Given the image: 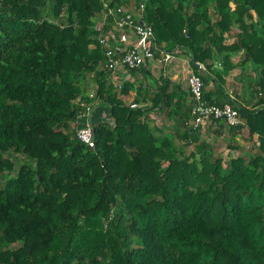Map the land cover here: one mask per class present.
<instances>
[{
  "label": "trees",
  "instance_id": "obj_1",
  "mask_svg": "<svg viewBox=\"0 0 264 264\" xmlns=\"http://www.w3.org/2000/svg\"><path fill=\"white\" fill-rule=\"evenodd\" d=\"M103 1L124 3L0 0V264H264V0H146L156 56L178 48L204 84L193 62L241 68L234 98L204 92L241 123L178 145L142 116L183 125L185 93L162 76L151 86L146 68L118 88L101 68ZM132 90L149 106L126 104ZM95 96L89 147L75 118Z\"/></svg>",
  "mask_w": 264,
  "mask_h": 264
},
{
  "label": "built area",
  "instance_id": "obj_2",
  "mask_svg": "<svg viewBox=\"0 0 264 264\" xmlns=\"http://www.w3.org/2000/svg\"><path fill=\"white\" fill-rule=\"evenodd\" d=\"M145 3L146 0H124L122 4L109 5L103 1L102 14L95 24L97 40L105 56L101 68L109 71L113 84L118 88H121L123 81L131 78V70L146 68L154 72L155 62H170L176 52H180L176 48L172 53L160 50L159 55H155L158 47L154 43L152 26L144 18ZM198 68L205 69L202 64ZM187 91L189 114L185 124L188 133L199 131L201 135H205L208 126L217 128L221 123L228 126L241 123L236 109L229 102L215 104L204 98V82L192 71L187 78ZM77 105V139L89 147H94L95 109L84 100Z\"/></svg>",
  "mask_w": 264,
  "mask_h": 264
},
{
  "label": "crops",
  "instance_id": "obj_3",
  "mask_svg": "<svg viewBox=\"0 0 264 264\" xmlns=\"http://www.w3.org/2000/svg\"><path fill=\"white\" fill-rule=\"evenodd\" d=\"M132 38V37H131ZM161 58V57H159ZM215 67L213 70H206L204 69V71L212 76L214 79L213 80H209L208 82H205L204 84V92H209V93H213V96L211 97V99H214L215 97L219 98L221 93L224 92L225 94H227L230 98H234L235 94L240 93V89H241V82H239L235 77L240 73L241 68L236 67L233 68L232 70H230L228 73V75H224L225 72H223V68H222V64H220V61L215 60ZM156 63V67L153 68V71H149V73L152 75L153 77V81H152V85L155 83V81L157 79H159L161 76L166 79H168L171 82V85L174 86H178L180 88V90H182L185 94V105L187 106V96H188V91H187V78L188 75L190 73V71L196 73V70L192 67L191 62H190V58L180 52H176V54L174 55L172 61L170 62H161L160 64L158 62ZM205 68V67H204ZM121 74V72H119ZM217 73H221L223 75V82L219 81L218 75ZM232 75V78L234 80V83L237 84V86L233 89V88H228L227 89V85H228V78ZM138 77L141 79L142 74L138 73ZM161 79V78H160ZM129 80H135L132 73H131V78ZM149 82V81H148ZM155 86V85H154ZM229 87V86H228ZM233 89V90H232ZM233 91V92H232ZM233 93V94H232ZM135 95V92L133 93ZM149 105V103H148ZM157 109L154 108L153 111L149 112L152 115L155 116V114H159V112L156 111ZM161 115H163L164 117H168L165 115V113H161ZM178 117V116H177ZM177 117H169L171 119H173L174 121H177L178 124L181 125V121L177 120ZM218 128V127H217ZM162 129L165 130L166 126H162ZM218 130L215 127L212 126H208L207 127V132L209 134H213V131ZM237 136L236 139L238 140L239 143H241L240 139H238Z\"/></svg>",
  "mask_w": 264,
  "mask_h": 264
},
{
  "label": "rangeland",
  "instance_id": "obj_4",
  "mask_svg": "<svg viewBox=\"0 0 264 264\" xmlns=\"http://www.w3.org/2000/svg\"><path fill=\"white\" fill-rule=\"evenodd\" d=\"M102 7H101V9H102ZM101 9H100L99 12H97L95 14V17H97L98 20L100 19V16L102 14L101 13ZM142 75H144V74H142ZM226 75H228V74H225V76ZM227 78H228L227 89L228 88H233L234 89L237 86V84L234 83V80L232 78V75L230 77H227ZM87 90H88V88H87ZM134 92L135 91L132 90L131 93H129L128 95H125L123 97V100H124V102L126 104H132L134 107H140V106L141 107H146V106H149L148 103H143L142 101H139V103H134V97H135V95L133 94ZM88 94L90 96L95 95V90L94 89H89L88 90ZM98 102H99V99H97L96 96L94 97V99L91 102H89V103H91L92 108H94L95 111H97L99 109V107H100L99 104H98ZM142 117L144 118V120L147 122L148 126L152 130L153 129H155V130L157 129V131L154 132L155 134H157V132L159 130L160 131L163 130L162 129V126H166V129L165 130H167L168 134L172 137L173 143L175 145L185 144L186 143V139L182 136L185 133V131L187 130V125L185 124V121H184L183 125H180V124H178L177 121H174L173 119H171L169 117L166 118V117H164L161 114H158V115L155 114V116H154L151 113H149L147 116L146 115H143ZM105 118H107V116H105ZM207 133L208 132H206V134ZM206 134L205 135H201V136L204 138L206 136ZM238 139H240V141L242 143L241 137H238ZM189 148H191V147H188L187 149H189ZM225 148H226V141H223L222 139H220L219 145L216 147V151H221V149H222L221 152H222V154H224V152H226V149ZM248 150H251V149L248 148ZM11 156H12L11 158L13 160H15L18 164H20L21 162H27V160L25 159V157L23 155H21V154H14V155H11Z\"/></svg>",
  "mask_w": 264,
  "mask_h": 264
},
{
  "label": "water",
  "instance_id": "obj_5",
  "mask_svg": "<svg viewBox=\"0 0 264 264\" xmlns=\"http://www.w3.org/2000/svg\"><path fill=\"white\" fill-rule=\"evenodd\" d=\"M193 65H195V66H198V63H196V62H193Z\"/></svg>",
  "mask_w": 264,
  "mask_h": 264
},
{
  "label": "clouds",
  "instance_id": "obj_6",
  "mask_svg": "<svg viewBox=\"0 0 264 264\" xmlns=\"http://www.w3.org/2000/svg\"><path fill=\"white\" fill-rule=\"evenodd\" d=\"M199 64H200V63H198V67H199ZM148 71H149V70H148Z\"/></svg>",
  "mask_w": 264,
  "mask_h": 264
}]
</instances>
